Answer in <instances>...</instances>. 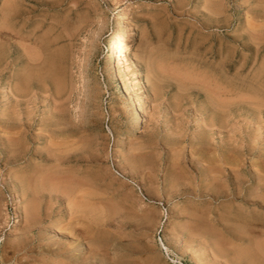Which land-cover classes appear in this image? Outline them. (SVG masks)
I'll list each match as a JSON object with an SVG mask.
<instances>
[{
  "label": "rangeland",
  "instance_id": "374dc122",
  "mask_svg": "<svg viewBox=\"0 0 264 264\" xmlns=\"http://www.w3.org/2000/svg\"><path fill=\"white\" fill-rule=\"evenodd\" d=\"M21 1L0 0V264L264 262V0Z\"/></svg>",
  "mask_w": 264,
  "mask_h": 264
},
{
  "label": "bare ground",
  "instance_id": "6f19581e",
  "mask_svg": "<svg viewBox=\"0 0 264 264\" xmlns=\"http://www.w3.org/2000/svg\"><path fill=\"white\" fill-rule=\"evenodd\" d=\"M14 1V0H13ZM24 1L25 0H22L21 1V4L20 5H22L23 3H24ZM42 1V0H41ZM57 1V0H56ZM54 4H55V2H54ZM217 4V3H216ZM219 5V4H218ZM40 6V5H39ZM55 6V5H54ZM44 7H46V6H44ZM48 7V6H47ZM129 9V7L127 6L126 7V10H128ZM218 11V10H217ZM3 12V11H2ZM218 13V12H217ZM24 13L20 10V14H19V18H22V15H23ZM126 11H124L123 10V12L120 14V15H122V19L119 21V29H118V32H116V36H115V43H116V46H115V48H113V58L115 59V61H113V63L115 64L113 67H112V69H118V65L120 64H122V63H120L121 62V60H122V57L121 56H123V53H122V55H121V52L124 50V48H126V49H128L129 47H130V44H131V41H132V39H134L135 38V36H136V31H134V30H126V28L127 27H129V26H127L128 25V23H127V17H126ZM4 15V14H3ZM5 16V15H4ZM24 16V15H23ZM18 18V19H19ZM119 18H120V16H119ZM118 18V19H119ZM22 21V20H21ZM58 27V26H57ZM129 29V28H128ZM131 29V28H130ZM126 30V31H125ZM2 31V30H1ZM35 32V31H34ZM52 34V33H51ZM6 35H8V34H6ZM67 35V34H66ZM38 36V35H37ZM36 36V37H37ZM62 36H63V34H62ZM22 38V37H21ZM70 38V37H69ZM23 39V38H22ZM67 39V38H66ZM16 40V39H15ZM21 40V39H20ZM19 40V41H20ZM57 40V39H56ZM24 41V40H23ZM114 42V41H113ZM36 43V42H35ZM47 44V43H46ZM114 44V43H113ZM36 45V44H35ZM21 46V45H20ZM24 46V44L22 45V47ZM27 46V45H26ZM50 46V45H49ZM32 47V46H31ZM36 47V46H35ZM38 47V46H37ZM34 49V48H33ZM41 50V49H40ZM27 52V51H26ZM38 52V51H37ZM111 52V51H110ZM40 53V52H39ZM37 54V53H36ZM41 55V54H40ZM129 55V54H128ZM125 56V55H124ZM123 56V57H124ZM33 57V56H32ZM126 57V56H125ZM112 58V59H113ZM32 59V58H31ZM41 59V58H40ZM124 60H125V62H127L128 60H126L125 58H123ZM34 60V59H33ZM34 62V61H33ZM123 63V64H127V63H129V62H127V63ZM36 63V62H35ZM112 64V63H111ZM122 64V65H123ZM119 65V66H120ZM184 66V65H183ZM193 66H195V65H193ZM125 67V66H124ZM127 68H128V66H126ZM178 67V66H177ZM180 67V66H179ZM204 67V66H203ZM48 68V67H47ZM175 68V67H174ZM186 68H188V65H187V67ZM185 68V69H186ZM111 69V70H112ZM189 69V68H188ZM159 70H160V68H159ZM180 70V69H179ZM182 70V69H181ZM180 70V71H181ZM192 70V69H191ZM126 71H129V70H126ZM179 71V72H180ZM188 71V70H187ZM195 71V70H194ZM193 71V72H194ZM201 71V70H200ZM199 71V72H200ZM114 72V71H113ZM202 72V71H201ZM46 73V72H45ZM44 73V74H45ZM183 73V72H182ZM181 73V74H182ZM184 73L186 74V72L184 71ZM126 74V73H125ZM185 74L183 75V76H185ZM116 75V74H115ZM174 75H175V73H174ZM189 74H187V76H188ZM198 75V74H197ZM205 75V74H204ZM204 75H203V78H204ZM118 76V75H117ZM127 76V75H126ZM196 76V75H195ZM195 76L193 77V78H190L189 76V80L190 79H194L195 78ZM214 76V75H213ZM115 77V76H114ZM129 77V76H128ZM223 77V76H222ZM36 78H38V77H36ZM178 78V77H177ZM181 78H182V76H181ZM185 78V77H184ZM119 79V78H118ZM197 79V77L194 79V80H196ZM199 79H200V77H199ZM221 79V78H220ZM123 80V79H122ZM128 80V79H127ZM202 80V79H201ZM206 80V79H205ZM213 80H214V78H213ZM224 80V79H223ZM46 81V80H45ZM200 81V80H199ZM203 81H204V79H203ZM207 81V80H206ZM225 81V80H224ZM26 82V81H25ZM47 82V81H46ZM192 82H194V81H192ZM197 82H198V80H197ZM209 82V81H208ZM32 83V82H31ZM207 83V82H206ZM214 83V82H213ZM202 84H205V82H202ZM217 84V83H216ZM207 85H209V83L207 84ZM221 85V84H220ZM227 85H228V83H227ZM49 86V85H48ZM219 86V85H218ZM33 87V86H32ZM123 87V86H122ZM223 87V86H222ZM238 87V86H237ZM48 88V87H47ZM211 88V87H210ZM236 88V87H235ZM207 90V89H206ZM217 90V89H216ZM219 90V89H218ZM217 90V91H218ZM225 91V90H224ZM248 91V90H247ZM250 91V90H249ZM44 92V91H43ZM214 92V91H213ZM219 92V91H218ZM22 93V92H21ZM44 94V93H43ZM213 94V93H212ZM219 94V93H218ZM260 94H262V93H260ZM255 95V94H254ZM253 95V96H254ZM15 96V95H14ZM55 96V95H54ZM222 96V95H221ZM260 96V95H259ZM18 98V97H17ZM21 98V97H20ZM20 98H18L17 100H19ZM130 98H131V96H130ZM129 98V99H130ZM218 98V97H217ZM238 98V97H237ZM225 99V98H224ZM243 99V98H242ZM255 99V98H254ZM259 99H261V98H259ZM22 100V99H21ZM132 100V99H131ZM252 100V99H251ZM262 100V99H261ZM131 103H133L132 101H130ZM212 102V101H211ZM222 102V101H221ZM61 103V102H60ZM224 102H222V104H223ZM220 107V106H219ZM14 113V112H13ZM207 123V122H206ZM135 129L133 130V132H135L136 131V129L138 128V126H139V123H138V120H137V122H135ZM214 126V125H213ZM210 127V126H209ZM217 128V127H216ZM213 129V128H212ZM211 129V130H212ZM19 134V133H18ZM17 135V134H16ZM13 136V135H12ZM10 140V139H9ZM64 140V139H63ZM181 140V139H180ZM16 141V140H15ZM11 142V141H10ZM69 141H67V143H68ZM66 143V144H67ZM9 144V143H8ZM65 144V143H64ZM71 144V143H70ZM58 145V144H57ZM11 146V145H10ZM55 146V145H54ZM60 146V145H59ZM77 146V145H76ZM22 148V147H21ZM70 148V147H69ZM9 149H10V147H9ZM23 149V148H22ZM67 149V148H66ZM74 149V148H73ZM24 150V149H23ZM23 150H22V153H23ZM72 150V149H71ZM61 151V150H60ZM66 151V150H65ZM19 155H20V153H19ZM57 157V156H56ZM133 161V160H132ZM60 163V162H59ZM208 175V174H207ZM204 176V175H203ZM53 177V176H52ZM66 177V176H65ZM255 177V176H254ZM260 177V176H259ZM43 178V177H42ZM221 178V177H220ZM219 178V179H220ZM52 179V178H51ZM218 179V180H219ZM225 179V178H224ZM256 179V178H255ZM26 180H27V178H26ZM259 180V179H258ZM58 181V180H57ZM70 181V180H69ZM207 181V180H206ZM261 182V181H260ZM260 182H259V184H260ZM53 183V182H52ZM213 184V183H212ZM223 184V183H222ZM78 185V184H77ZM80 185V184H79ZM222 186V185H221ZM240 186V185H239ZM80 188V187H79ZM220 190V189H219ZM239 190H241L240 188H239ZM263 190V189H262ZM222 191V190H221ZM234 191V190H233ZM251 191V190H250ZM213 192V191H212ZM232 192V191H231ZM77 193V192H76ZM87 193V192H86ZM220 192H218V194H219ZM233 193V192H232ZM241 193V192H240ZM249 193V192H248ZM236 194H238L237 192H236ZM83 195V194H82ZM220 195H221V193H220ZM230 195V194H229ZM239 195V194H238ZM263 195V194H262ZM211 196V195H210ZM232 196V195H231ZM234 196H235V194H234ZM214 197V196H213ZM220 197H222V196H220ZM255 197V196H254ZM262 197V196H261ZM215 198V197H214ZM254 199V198H253ZM253 201H255V199L253 200ZM83 202V201H82ZM255 202H257V201H255ZM77 203V202H76ZM87 203V202H86ZM246 203H248V202H246ZM252 203V202H251ZM73 204V203H72ZM88 204V203H87ZM262 204V203H261ZM88 206V205H87ZM86 206V207H87ZM94 206V205H93ZM76 207V206H75ZM91 207V206H90ZM81 208V207H80ZM83 208V207H82ZM78 210V209H77ZM93 210H95V209H93ZM237 210V209H236ZM253 212V211H252ZM18 215V214H17ZM19 216V215H18ZM83 217V216H82ZM105 218V217H104ZM19 220V219H18ZM33 221V220H32ZM102 221V220H101ZM91 223V222H90ZM244 223H245V221H244ZM243 223V224H244ZM240 224V223H239ZM248 224V223H247ZM32 226V225H31ZM227 230V229H226ZM246 231V230H245ZM244 231V232H245ZM250 231V230H249ZM248 231V232H249ZM235 232V231H234ZM230 233H232V232H230ZM242 234H244V235H246L245 233H242ZM248 234V233H247ZM250 234V233H249ZM251 234H253V233H251ZM233 235V233L231 234V237H234V235ZM257 235V234H256ZM178 236V235H177ZM238 237V236H237ZM246 237H248V235L246 236ZM236 237H234V239H235ZM239 239H240V237H238ZM259 238H260V236H259ZM251 239V238H250ZM241 240V239H240ZM254 240V239H253ZM237 241V240H236ZM247 242H248V244H249V240H248V238H247ZM256 242H257V239H256ZM221 243V242H220ZM224 243V242H223ZM25 244L26 243H24V246H25ZM77 243H75V245H76ZM254 244H256L255 242H254ZM262 244V243H261ZM20 245V244H19ZM57 245V244H56ZM63 245V244H62ZM62 245H58V247H57V249H56V251L57 250H65V248H66V246L64 247V245L62 246ZM80 245V244H79ZM78 244H77V249H78V246H79ZM82 245V244H81ZM258 245V244H257ZM256 245V246H257ZM248 246V245H247ZM255 246V245H254ZM19 247V246H18ZM74 247V248H75ZM262 246L260 245V248H261ZM14 248H16V247H14ZM21 249V248H20ZM76 249V250H77ZM81 249V248H80ZM250 249H251V247H250ZM254 249H256V247L255 248H253V250ZM18 250V248H16V250L15 251H17ZM22 250V249H21ZM221 250H222V248H221ZM259 250V249H258ZM264 250V249H263ZM245 251L246 250H244V252L242 253V254H246L245 253ZM249 251V250H248ZM255 251V250H254ZM260 251V250H259ZM60 252V251H59ZM59 252H57V253H59ZM63 252V251H62ZM68 252V251H67ZM75 252H77V251H75ZM95 252V251H94ZM78 253V255H79V253L80 252H77ZM249 253V252H248ZM252 253H253V251H252ZM252 253H251V255H252ZM256 253H257V249H256ZM260 253H262V255H264V253H263V251H261V252H259L258 254H255V255H252V256H254V257H256V255L258 256V255H261ZM55 254H56V252H55ZM65 254V253H64ZM76 256H77V254L76 253H74ZM84 254V253H83ZM240 254V253H239ZM254 254V253H253ZM16 255V254H15ZM92 255H95V256H92ZM250 255V256H251ZM261 255V256H262ZM81 256V255H80ZM91 256L92 257H96V254L94 253V254H92L91 253ZM90 256V257H91ZM238 256V255H237ZM252 256H251V258H252ZM220 257V256H219ZM218 257V258H219ZM70 258H73V256H71ZM69 258V259H70ZM77 258V257H76ZM82 258V257H81ZM84 258V257H83ZM258 258V257H257ZM261 258V259H260ZM7 259V258H6ZM21 259V258H20ZM74 259V258H73ZM73 259H70V260H73ZM78 259V258H77ZM76 259V260H77ZM87 259H90L89 257L87 258ZM87 259H85V260H87ZM94 259V258H93ZM97 260H98V257L96 258ZM236 259V258H235ZM240 259V258H239ZM249 259V258H248ZM255 259V258H254ZM254 259H252V260H254ZM260 259V263H261V260H262V257H259L258 258V260ZM75 260V261H76ZM84 259H82V261H83ZM84 260V261H85ZM95 260V259H94ZM256 260V263H257V259H255ZM74 261V262H75ZM80 261H81V259H80ZM237 261V260H236ZM17 262V261H16ZM86 262V261H85ZM87 262L88 263H90L91 264V260H87ZM95 262V261H94ZM97 262V261H96ZM241 262V261H240ZM80 263H82V262H80ZM87 263V264H88ZM237 263H239V261L237 262ZM242 263V262H241ZM3 264V263H2ZM5 264V263H4ZM43 264H46V262H43ZM83 264H84V262H83ZM93 264V263H92ZM234 264V263H233ZM247 264H249V262L247 263ZM251 264H254L253 262H251ZM257 264H259V263H257ZM261 264H264V262L262 261V263Z\"/></svg>",
  "mask_w": 264,
  "mask_h": 264
}]
</instances>
